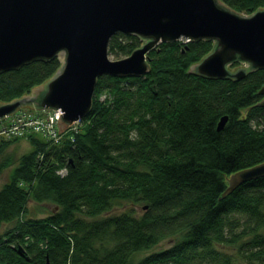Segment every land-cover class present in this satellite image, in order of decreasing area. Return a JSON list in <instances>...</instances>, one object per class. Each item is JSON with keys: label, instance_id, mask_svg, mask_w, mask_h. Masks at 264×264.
<instances>
[{"label": "trees", "instance_id": "obj_1", "mask_svg": "<svg viewBox=\"0 0 264 264\" xmlns=\"http://www.w3.org/2000/svg\"><path fill=\"white\" fill-rule=\"evenodd\" d=\"M219 1L246 15L264 8V0ZM139 43L118 32L108 53L127 56ZM212 46L159 42L145 75L97 77L73 136L52 144L28 135L31 149L0 186V264H264V176L221 197L228 175L264 161V69L239 80L189 72ZM60 65L55 55L1 71L0 102L28 94ZM12 141H0V154ZM11 164L1 160L0 175ZM29 200L55 209L29 216ZM120 206L131 207L110 213Z\"/></svg>", "mask_w": 264, "mask_h": 264}, {"label": "water", "instance_id": "obj_2", "mask_svg": "<svg viewBox=\"0 0 264 264\" xmlns=\"http://www.w3.org/2000/svg\"><path fill=\"white\" fill-rule=\"evenodd\" d=\"M118 32L138 36L142 44L110 59L108 42ZM180 37L213 41L189 72L239 80L264 69V8L244 15L219 0H0V72L55 55L61 62L28 94L0 102V120L23 107L59 108L58 129L64 131L89 111L97 77L143 76L149 71L148 52ZM234 62L242 65L229 69ZM257 105L264 106V98ZM226 121L222 116L217 129ZM262 176L264 161L231 173L221 197Z\"/></svg>", "mask_w": 264, "mask_h": 264}, {"label": "built area", "instance_id": "obj_3", "mask_svg": "<svg viewBox=\"0 0 264 264\" xmlns=\"http://www.w3.org/2000/svg\"><path fill=\"white\" fill-rule=\"evenodd\" d=\"M178 40L183 43L188 41L185 37H180ZM60 113L62 111L59 108L40 111L19 108L0 120V141L19 137L20 135L38 133L48 142L57 144L61 138V134L57 130V123L61 117ZM58 173L64 175L66 169H59Z\"/></svg>", "mask_w": 264, "mask_h": 264}, {"label": "rangeland", "instance_id": "obj_4", "mask_svg": "<svg viewBox=\"0 0 264 264\" xmlns=\"http://www.w3.org/2000/svg\"><path fill=\"white\" fill-rule=\"evenodd\" d=\"M240 14H243V13H240ZM244 15H246V14H244ZM141 44H142V41L140 40L139 45H141ZM108 56H109L110 59H119V58L125 57V56H117V55H115L113 53H108ZM149 62H150V60L148 59V65H149ZM240 65H242V64H237V65L231 64L229 66V69L234 70L235 67H238ZM149 68H150V65H149ZM189 68H190V66H189ZM23 108L24 109H29V110H37V109H30L28 107H23ZM59 120H58V122H59ZM79 126H80V119L77 120V121H75V122H73V123H71L64 131H60L58 129V123H57V130L59 131V133L61 135L64 132H66V131L71 132V135H73V134H75L79 130ZM31 134H33L34 137H37L39 139L42 138L44 141L47 142V140L42 135H40L38 133H35V134L34 133H31ZM28 135L29 134L24 135V136H21L20 135L18 138H16V137L13 138L12 137V138L6 139V140H13V141L10 142V144L8 145V147L2 152V154H0V161L1 160H4V159H10L12 161V164H11V166L9 168H7L0 175V186L6 180V176L8 174V171L10 169H12V167H14V166L17 165L20 156L23 155V154H25V153H27L31 149V146H30L29 141L27 139ZM60 140H61V138H60ZM60 140H59V142H60ZM129 207H131V206L115 207L113 210L110 211V213H117V212H120L123 209H127ZM54 209H55L54 205L53 204H50V203H36V202H33L32 200H29V202H28V215L29 216H33V217H43V216H45L46 214H48L50 211H52ZM135 210L137 212H140L141 211V207L140 206H136L135 207ZM173 241H174L173 237L167 238V239L163 240L162 242H160L155 247H153L152 249H150V250H148L146 252L137 253V255L135 256V259L143 256L144 254H148V253H150L152 251H158V250H161L163 248H166V247L170 246L173 243Z\"/></svg>", "mask_w": 264, "mask_h": 264}]
</instances>
